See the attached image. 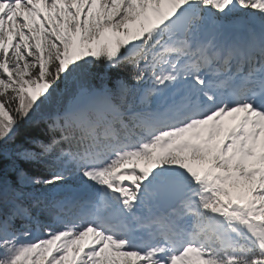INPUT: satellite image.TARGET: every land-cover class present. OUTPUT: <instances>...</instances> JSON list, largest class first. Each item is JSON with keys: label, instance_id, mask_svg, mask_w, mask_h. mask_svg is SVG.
<instances>
[{"label": "snow or ice", "instance_id": "1", "mask_svg": "<svg viewBox=\"0 0 264 264\" xmlns=\"http://www.w3.org/2000/svg\"><path fill=\"white\" fill-rule=\"evenodd\" d=\"M0 264H264V0H0Z\"/></svg>", "mask_w": 264, "mask_h": 264}, {"label": "trees", "instance_id": "2", "mask_svg": "<svg viewBox=\"0 0 264 264\" xmlns=\"http://www.w3.org/2000/svg\"><path fill=\"white\" fill-rule=\"evenodd\" d=\"M31 138H40V139H46L47 138V132L43 126L36 127L34 125L30 124H22L19 129V136L16 141L17 144H26L27 140ZM7 163V161H5ZM28 170L30 172H35L34 168L28 167ZM27 191H33L32 189H27ZM39 194V192L37 193Z\"/></svg>", "mask_w": 264, "mask_h": 264}]
</instances>
